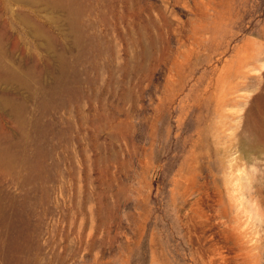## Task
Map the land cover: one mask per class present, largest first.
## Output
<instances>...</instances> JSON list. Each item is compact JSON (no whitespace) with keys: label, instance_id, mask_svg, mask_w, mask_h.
I'll return each instance as SVG.
<instances>
[{"label":"rangeland","instance_id":"1","mask_svg":"<svg viewBox=\"0 0 264 264\" xmlns=\"http://www.w3.org/2000/svg\"><path fill=\"white\" fill-rule=\"evenodd\" d=\"M80 1L66 89L0 120L35 162L0 173V264H264V0Z\"/></svg>","mask_w":264,"mask_h":264},{"label":"bare ground","instance_id":"2","mask_svg":"<svg viewBox=\"0 0 264 264\" xmlns=\"http://www.w3.org/2000/svg\"><path fill=\"white\" fill-rule=\"evenodd\" d=\"M84 13L80 0H0V120L13 121L16 134H10L15 137L28 135L30 101L41 99L40 106L46 108L58 91L66 89L75 53L84 49ZM14 19L23 25L24 35L30 40L21 42L19 32L12 27ZM47 27L54 29L56 36ZM244 137L251 147L252 139ZM3 138L0 137L1 174L20 175L25 167L29 170V165L35 168L31 167L35 163L31 156L19 154L17 146ZM1 209L0 196L2 213ZM227 240L236 241L230 237Z\"/></svg>","mask_w":264,"mask_h":264}]
</instances>
